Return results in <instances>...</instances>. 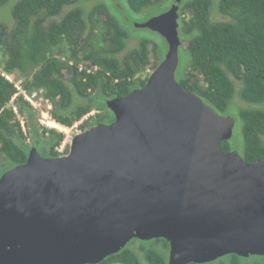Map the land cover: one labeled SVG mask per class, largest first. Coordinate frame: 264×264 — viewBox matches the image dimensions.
Instances as JSON below:
<instances>
[{
	"label": "water",
	"instance_id": "water-1",
	"mask_svg": "<svg viewBox=\"0 0 264 264\" xmlns=\"http://www.w3.org/2000/svg\"><path fill=\"white\" fill-rule=\"evenodd\" d=\"M181 0L136 24L165 58L146 85L107 100L115 120L77 133L67 155L0 178V264H99L133 239L163 238L168 264L264 256V158L225 151L235 119L176 79Z\"/></svg>",
	"mask_w": 264,
	"mask_h": 264
},
{
	"label": "trees",
	"instance_id": "trees-1",
	"mask_svg": "<svg viewBox=\"0 0 264 264\" xmlns=\"http://www.w3.org/2000/svg\"><path fill=\"white\" fill-rule=\"evenodd\" d=\"M9 1L0 0V8ZM82 1L89 0H19L12 10L13 29L0 21V153L2 166L5 162L9 166L6 172L25 164L33 147L49 158L60 156L57 148L65 134L43 126L40 113L18 95L25 133L9 106L19 91L4 73L25 75L22 86L29 92L43 89L54 104L52 117L64 126L72 127L97 110L81 123L84 131L101 120L113 122L115 116L105 102L144 87L151 74L147 69L153 72L165 58V39L162 45L144 38L124 53L130 35L110 8L99 3L86 12L78 5ZM162 1L128 0V4L131 11L140 13L160 7ZM211 8L212 0H191L180 6L181 47L189 59L178 82L219 114L234 108L235 80L239 82L241 99L251 104L238 108L243 122L240 154L253 163L264 158V107H259L264 105V0H220L219 12L231 17L230 22H212ZM55 17L59 18L51 19ZM151 54L157 62H152ZM75 94L82 103H75ZM30 139L33 146L27 143ZM222 147L235 151L230 141H223ZM138 241L140 251L131 245ZM169 249L163 238L133 239L99 264H144L140 252L149 264H168ZM256 262L264 264V256L231 254L206 264Z\"/></svg>",
	"mask_w": 264,
	"mask_h": 264
},
{
	"label": "rangeland",
	"instance_id": "rangeland-1",
	"mask_svg": "<svg viewBox=\"0 0 264 264\" xmlns=\"http://www.w3.org/2000/svg\"><path fill=\"white\" fill-rule=\"evenodd\" d=\"M18 1L19 0H10L9 2H7L5 5H3L0 8V21L6 23L10 30H12L14 27V20L12 18V10ZM188 1H191V0H181V6H182V3L185 4ZM219 1L220 0H212L211 21L214 23L223 22V21L224 22L233 21L231 17H229L227 15H223L222 13L219 12V8H218ZM175 2H176V0H163L160 7H154V8L152 7V8H149V9L143 11V12H140V13H135V12L130 10L128 0H89V1H82L78 5L80 7H83L86 12H89L95 5H97L99 3H105L110 8L111 13L115 17L118 18L119 22L123 25V27L126 28V30L128 31V33L130 35V39H129V41L126 45L125 51H124V53H125L127 51H130V50L136 48L139 44V41L144 39V38H149V39L155 40L162 45L164 44V42H163L164 38L159 33L152 31L149 28L139 27L136 24L144 23V22L148 21L150 18L166 12L167 10H169L173 6V4ZM70 8L71 7H69V6L65 7L63 10V14L68 12ZM58 18L59 17H55V18H51V19H58ZM181 38H182V36H181ZM183 46L186 47L187 44H183ZM166 54H167V52L165 53V56H166ZM122 55H123V53L120 54V57H122ZM179 56H180V63H179V67H178L177 72H176V79L177 80H179V78L182 74V71H183V69H184V67L187 64L188 59H189L187 54L183 51L182 47H180V49H179ZM64 57L65 56H62V58H64ZM151 60H152V62L158 61L157 57L154 54H151ZM150 68L147 69V72L152 73V71H151L152 69H150ZM9 77L14 82V84L18 83V82H21V84H22V81H24L25 75H23L22 73H16V74H10ZM18 84L21 86L20 83H18ZM235 84L237 87V92H236V95H235L233 102H232V105L234 108H231L228 113H220V115H222V116L231 115L235 119L233 135H232V138L230 139V142L234 146V149L236 151L241 152V149L243 147V134H242L243 122L240 119V116L238 113V108L248 107V106H251V104H248L241 99L240 93H239L241 86H240L239 82L236 80H235ZM16 101L17 100H14V101L11 100L9 103V106L13 107V108L14 107L18 108ZM82 102H83V100L75 94V103L79 104ZM259 107H264V105H259ZM101 113H103V112L101 111ZM95 114H98L97 110H95ZM49 123L53 124L54 122H49ZM54 125H57V124L54 123ZM44 126L47 127L46 125H44ZM51 127L52 126L47 127V128H51ZM54 128H56V127H54ZM59 129H61V128H59ZM70 129H72V128L67 129L65 132H67V134H69V135H72L73 133H75L76 129H72V130H70ZM64 134L66 135V133H64ZM27 143L32 144V140L30 139V141L29 142L27 141ZM65 150H67V148ZM1 159H3V158H2V155L0 153V178L6 172V170L9 169V166L6 165L7 162H5L2 166ZM8 165H9V163H8ZM141 244L142 243L138 241L136 243H132L131 245L137 251H140ZM160 250L163 253H166L165 250H162V248ZM140 255H141L143 263L149 264L147 261H145L141 252H140ZM253 259L257 260L258 258H253ZM252 264H259V263L256 262V263H252Z\"/></svg>",
	"mask_w": 264,
	"mask_h": 264
},
{
	"label": "built area",
	"instance_id": "built-area-1",
	"mask_svg": "<svg viewBox=\"0 0 264 264\" xmlns=\"http://www.w3.org/2000/svg\"><path fill=\"white\" fill-rule=\"evenodd\" d=\"M95 70H97V67H95ZM9 75L10 74L4 73V76L8 80H10L11 82H13L11 80V78L9 77ZM18 83L21 84V82H18ZM18 83H15V86L17 87L19 93L12 98V101L16 100V98H17L18 95H23L24 96V100L27 101V102H29L31 104V106L34 108V110L40 113V119L39 120H40V123L43 126L46 125L47 127H50L48 125L49 122L56 123V121L52 117V110L54 108V104H53V102L49 98H47L45 96V91L43 89H36L34 91L29 92V91H27V90H25L23 88L22 84L20 86ZM13 109H14L17 117L21 121V126H22L23 131L26 133L27 130H26V121H25V118L20 115L18 108L14 107ZM92 113H94V112H92ZM89 115L85 116V118H83L81 121L76 122L72 127H70L72 129H76L75 130V133H73L72 135L67 134V132H65L66 130L63 132V130L57 128L59 132L66 133L65 138H64L62 144L57 148V150H59L60 152H64V150L70 146V144H71L74 136L77 133H80L81 132L80 125H81L82 121L84 119L88 118ZM57 125H59V124H57ZM67 129H69V128H67ZM72 129H70V130H72Z\"/></svg>",
	"mask_w": 264,
	"mask_h": 264
},
{
	"label": "flooded vegetation",
	"instance_id": "flooded-vegetation-1",
	"mask_svg": "<svg viewBox=\"0 0 264 264\" xmlns=\"http://www.w3.org/2000/svg\"><path fill=\"white\" fill-rule=\"evenodd\" d=\"M89 119V117L88 118H86V119H84V120H88ZM83 120V121H84ZM90 122H91V120H90ZM100 122V121H99ZM99 122H98V124H99ZM100 123H102V124H110V121L109 122H107V121H102L101 120V122ZM112 123V122H111ZM95 125H97V124H95ZM94 124H92V126L90 125V126H88V128L87 129H89V128H91V127H93V126H95ZM86 129V130H87ZM30 140H28V142H29ZM29 145H31V146H33V143L32 144H29ZM33 148H37V147H33ZM32 149V148H31ZM30 149V150H31ZM68 149V148H67ZM37 150H38V148H37ZM70 150V149H69ZM69 150L67 151V150H64V152H60L59 150H57L59 153H60V156H64V155H67L68 153H69ZM39 152H40V154L42 155V152L40 151V150H38ZM30 152V151H29ZM43 157H47V156H44V155H42ZM59 157V156H58Z\"/></svg>",
	"mask_w": 264,
	"mask_h": 264
},
{
	"label": "clouds",
	"instance_id": "clouds-1",
	"mask_svg": "<svg viewBox=\"0 0 264 264\" xmlns=\"http://www.w3.org/2000/svg\"><path fill=\"white\" fill-rule=\"evenodd\" d=\"M93 112H94V113L91 112L92 114L90 113V115H89V114H88V115H89V116H93V115L95 114V111H93ZM86 116H87V115H86ZM89 116H88V117H89ZM84 118H85V117H84ZM53 119H54V118H53ZM54 120H55V119H54ZM55 121H56V120H55ZM82 122H83V121H82ZM56 123L59 124L61 127H64V128H70V127H67V126H64V125L58 123L57 121H56ZM51 128H53V129H57V128H54V127H51ZM57 131H58V129H57ZM82 131H83V130H81V132H82ZM62 133H63V132H62ZM68 148L70 149V146H69Z\"/></svg>",
	"mask_w": 264,
	"mask_h": 264
},
{
	"label": "bare ground",
	"instance_id": "bare-ground-1",
	"mask_svg": "<svg viewBox=\"0 0 264 264\" xmlns=\"http://www.w3.org/2000/svg\"><path fill=\"white\" fill-rule=\"evenodd\" d=\"M48 125H50V126H52V127H56V128H61V130L63 129V131H65V130H67V128H64V127H61V126H59V125H54V123L52 124V123H48Z\"/></svg>",
	"mask_w": 264,
	"mask_h": 264
}]
</instances>
